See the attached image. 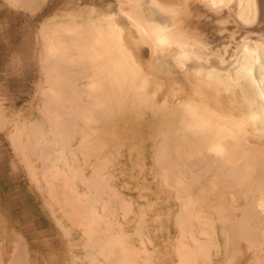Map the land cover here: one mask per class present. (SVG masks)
<instances>
[{"label": "bare ground", "instance_id": "1", "mask_svg": "<svg viewBox=\"0 0 264 264\" xmlns=\"http://www.w3.org/2000/svg\"><path fill=\"white\" fill-rule=\"evenodd\" d=\"M6 1L33 11L44 0ZM116 4L46 18L38 102L27 117L0 112V129L12 125L11 144L67 238L82 231L81 243L68 240L69 263L163 264L146 241L165 214L177 245L170 264H218L223 251L264 264V0ZM213 14L218 26L233 15L239 32L204 33ZM200 18L205 30L195 27ZM142 144L154 149L157 191L131 188L117 164L124 148L133 157ZM127 187H139L136 200ZM161 204L167 210L147 212ZM16 245L15 262L27 264L29 247Z\"/></svg>", "mask_w": 264, "mask_h": 264}, {"label": "rangeland", "instance_id": "2", "mask_svg": "<svg viewBox=\"0 0 264 264\" xmlns=\"http://www.w3.org/2000/svg\"><path fill=\"white\" fill-rule=\"evenodd\" d=\"M116 3L117 0H44L32 11L22 7H13L6 0H0V112L10 119H15L17 112L27 117L29 104L38 102L36 84L40 79L38 71H40L39 57L41 53L39 30L46 18L55 13L61 14L77 8L86 9L90 6H95L101 10L105 8L115 10ZM200 4L191 11V15L198 9H201L198 13L203 11L204 3L201 2ZM210 18L212 19H210V24L214 30L204 33L216 34V36L223 35V39H232L235 33L239 32L236 18L233 15H225V22L220 26H218V20L221 17L213 14ZM208 23L209 21L200 18L199 23H195V27H202L205 30L208 28ZM124 25L126 26V24ZM125 34L132 35L129 29L125 30ZM140 50L143 53L142 58L145 63L151 58L150 49L147 45H142ZM148 65L145 64V67ZM16 69H20L21 73L33 71V77L24 80L26 75L17 76L16 73H13L17 71ZM11 128L12 125L8 124L7 127L0 129V262L17 264L14 260L17 253L16 243L23 242L29 247L33 255L28 256L32 260L27 261V264H70L73 255L68 240L74 239L76 244L81 243L82 231L81 229H74L73 235L75 236L67 238L64 229L56 222L54 215L51 214L49 207L45 204L43 194L30 176L26 163L18 155L15 147L12 146L8 137V131ZM141 147L143 149L139 155L137 151V153H133V157H130L128 150L124 148L117 164L123 163L121 166L126 167L125 177L131 183V188L144 184L148 189L151 190L152 188L157 191L158 188L155 185L159 179L154 184L156 169L153 161L155 154L153 146L142 144ZM138 188L129 191L130 188L127 187L124 190L126 193H131L136 200ZM147 192L149 193V191ZM143 201L144 199H141L140 202ZM155 206L148 209L147 212L155 215V209L165 207L167 210L166 204ZM140 208L141 206L136 204L137 212ZM135 215L130 213V218L135 217ZM169 218L170 216L164 214V217L158 221L155 227L153 226L151 232L153 243L146 241L151 252L158 248V252L155 254L156 263L161 260L163 264L167 261L170 264L172 260L169 258L175 260L178 258L175 251L177 248H174L177 246L176 240L168 242L167 239V229L173 225L171 220H174V217L168 220ZM161 223H163V227L160 226ZM175 234L176 229L173 226L171 235L174 236ZM139 238L135 240V244L142 247ZM83 249L85 248L81 245L78 249L75 247L74 252L76 254L77 251H80L79 254L82 255ZM220 255L222 256L218 257V264H245L242 255L236 254L235 257L231 255L226 257L224 251ZM103 261H105L104 258Z\"/></svg>", "mask_w": 264, "mask_h": 264}]
</instances>
